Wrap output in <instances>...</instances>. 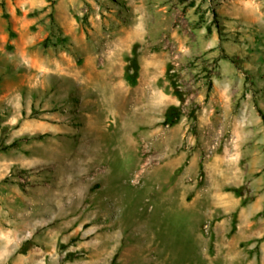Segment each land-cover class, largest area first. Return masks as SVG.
<instances>
[{
    "label": "clouds",
    "instance_id": "1",
    "mask_svg": "<svg viewBox=\"0 0 264 264\" xmlns=\"http://www.w3.org/2000/svg\"><path fill=\"white\" fill-rule=\"evenodd\" d=\"M0 264H264V0H0Z\"/></svg>",
    "mask_w": 264,
    "mask_h": 264
}]
</instances>
